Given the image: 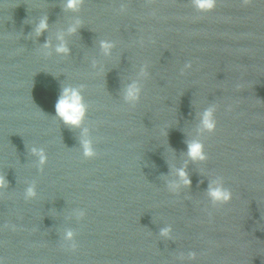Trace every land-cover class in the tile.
Returning <instances> with one entry per match:
<instances>
[{
  "label": "water",
  "instance_id": "1",
  "mask_svg": "<svg viewBox=\"0 0 264 264\" xmlns=\"http://www.w3.org/2000/svg\"><path fill=\"white\" fill-rule=\"evenodd\" d=\"M65 3L0 0V264H264V0ZM65 87L82 88L79 128L55 115ZM194 141L205 160L189 158ZM216 182L230 202L211 204Z\"/></svg>",
  "mask_w": 264,
  "mask_h": 264
},
{
  "label": "clouds",
  "instance_id": "2",
  "mask_svg": "<svg viewBox=\"0 0 264 264\" xmlns=\"http://www.w3.org/2000/svg\"><path fill=\"white\" fill-rule=\"evenodd\" d=\"M83 0H66L65 8L72 11H78L81 8ZM193 7L198 12H210L215 8L216 0H191ZM120 13H124L126 11V7L121 5L119 8ZM48 25L46 22V18L42 19L38 26L35 29L36 35H39L42 31L47 29ZM76 31L75 28H70L69 33H74ZM113 43L108 41H101L100 48L104 55H109L110 49L113 48ZM48 46L45 45V48ZM57 54L67 55L68 48L61 42L55 49ZM43 55H48L45 51L42 53ZM185 69L191 67L190 64L184 65ZM82 88H73V87H65L62 89L57 101L55 103V115L56 117L65 125L71 126L73 128H79L84 122L85 116L87 114L88 106L84 101V97L81 94ZM139 89L135 86H129L125 93L126 100L136 101L139 99ZM216 111L215 106L209 107L205 109V111L201 115L200 119V129L203 132L211 133L216 128V120L214 117V113ZM87 134V130H85V137ZM82 145V154L86 159H92L96 157L97 153L92 146V142L84 138L81 141ZM32 154L37 158V165L42 167L47 163V155L45 151L40 148L33 147L31 149ZM188 156L192 160H205L207 157L203 152V145L197 141H194L188 144ZM177 175L180 177L184 186H188L190 184L189 179L187 178V174L183 170H179ZM5 184V180L3 177H0V189L3 188ZM36 195L34 186H29L25 191V198H31ZM208 196L212 205H220L226 204L230 202L232 199V193L229 189L223 186L222 183L216 182L213 185H210L208 189ZM84 216V213H80V218ZM171 227H166L161 230L160 236L165 238H171ZM64 241L72 242L74 241V233L71 230H67L63 234ZM71 250H75V243H71L69 245ZM181 261L194 260L195 253L189 252L187 257L181 255L179 257Z\"/></svg>",
  "mask_w": 264,
  "mask_h": 264
}]
</instances>
